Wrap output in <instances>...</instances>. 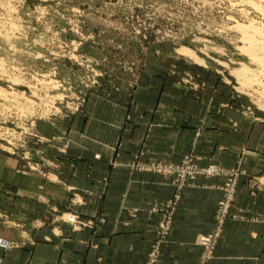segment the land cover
I'll return each instance as SVG.
<instances>
[{
    "label": "rangeland",
    "instance_id": "obj_1",
    "mask_svg": "<svg viewBox=\"0 0 264 264\" xmlns=\"http://www.w3.org/2000/svg\"><path fill=\"white\" fill-rule=\"evenodd\" d=\"M257 43H264V0H0V176L9 168L14 186L19 175L29 185L49 183L64 157L77 156L83 131L98 134L101 111L112 104L223 112L230 123L250 126L256 146L264 138V48ZM237 155L223 165L201 163L190 151L177 161L143 159L138 151L129 167L168 177L175 193L177 167L187 175L214 167L215 174L184 186L220 178L216 209L232 185L219 239L246 173V155ZM53 210L45 219L51 224L91 223L68 208Z\"/></svg>",
    "mask_w": 264,
    "mask_h": 264
},
{
    "label": "crops",
    "instance_id": "obj_2",
    "mask_svg": "<svg viewBox=\"0 0 264 264\" xmlns=\"http://www.w3.org/2000/svg\"><path fill=\"white\" fill-rule=\"evenodd\" d=\"M101 112L98 134L83 131L77 156L64 157L49 183L29 185L19 175L14 186L10 169L1 172L6 204L0 207V236L15 243L0 248L3 264H143L175 191L168 177L130 169L138 151L143 159L161 161L190 151L201 163L223 165H234L244 152L246 173L206 264H264V138L250 146V126L230 123L223 112L154 103L135 110L112 104ZM220 184L217 177H197L175 194L156 264H196L195 238L213 228ZM67 208L91 223L74 229L45 220L53 209Z\"/></svg>",
    "mask_w": 264,
    "mask_h": 264
},
{
    "label": "built area",
    "instance_id": "obj_3",
    "mask_svg": "<svg viewBox=\"0 0 264 264\" xmlns=\"http://www.w3.org/2000/svg\"><path fill=\"white\" fill-rule=\"evenodd\" d=\"M163 167L162 171L164 172H169L170 166L168 164H162ZM176 176L174 178V181L176 182L175 184V190L176 193L179 192L180 188L184 185H186L185 183L189 180H192L195 176L197 175H210V174H215V168L210 167L208 169L205 170H199L198 169H192V171H189V174H185L184 169H181V167H177L176 168ZM206 173V174H205ZM232 185H228L226 188H224L223 190L225 191V196H224V200H221L219 202V205L217 206V208L215 209V217H214V225L213 228L211 229V231L207 232V233H201L198 234L195 238V243L197 245H199L200 247V254H199V258L197 260V264H205L207 262L208 259L211 258V253H212V249H213V245L216 242V239L220 233L221 230V225H222V221L225 218V209H226V203L231 195L232 192ZM175 193V194H176ZM174 194L173 198L171 201L166 203V207L169 208L168 210H165L164 214H163V218L158 222L157 227H156V231L154 232V236L152 237V239L150 240L149 243V248H148V253H147V257L145 260L144 264H156L157 260H158V256H159V249H160V243L163 239V237L165 236V234L167 233L168 229H169V224L171 222V204L173 203L174 197L176 196ZM15 246V244L3 237L0 236V248L2 250H6L8 248H11ZM0 264L2 263V259L0 258Z\"/></svg>",
    "mask_w": 264,
    "mask_h": 264
},
{
    "label": "bare ground",
    "instance_id": "obj_4",
    "mask_svg": "<svg viewBox=\"0 0 264 264\" xmlns=\"http://www.w3.org/2000/svg\"><path fill=\"white\" fill-rule=\"evenodd\" d=\"M251 29H252V28H251ZM244 34H245V33H244ZM256 34H258V30H253L252 33H251L250 35H251V36H252V35L254 36V35H256ZM253 36H252V37H253ZM259 36H260V35H259ZM256 37H257V36H256ZM261 38H262V37H261ZM247 39H249V38H247ZM257 40H259V39H257ZM262 40H263V39H262ZM250 41H252V40H250ZM253 42H254V41H253ZM255 43H256V42H255ZM257 46L260 47V48H264V43H257V44H254V45H253L254 48L257 47ZM263 59H264V58H263Z\"/></svg>",
    "mask_w": 264,
    "mask_h": 264
}]
</instances>
